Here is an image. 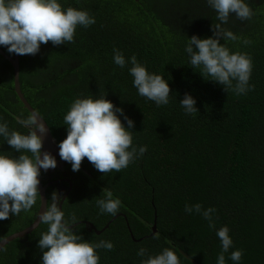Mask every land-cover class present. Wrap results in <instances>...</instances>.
Segmentation results:
<instances>
[{
  "label": "trees",
  "instance_id": "16d2710c",
  "mask_svg": "<svg viewBox=\"0 0 264 264\" xmlns=\"http://www.w3.org/2000/svg\"><path fill=\"white\" fill-rule=\"evenodd\" d=\"M62 2L86 9L96 22L78 26L72 43L49 41L35 55H17L25 97L59 144L67 136L63 118L73 101L107 96L134 120L133 146H147L142 157L119 173L103 174L87 158L79 171L68 163L73 185L62 204L65 219L77 224L73 229L83 239L114 244L112 250L97 249L99 264H141L147 257L137 255L140 248L154 255L166 247L176 250L181 264H216L221 251L216 230L224 226L233 239L227 264H233L228 256L236 249L243 250L240 264H264V0H248L250 20L233 15L224 25L241 37L227 46L246 53L253 64L252 87L241 95L205 80L188 65V37L213 35L216 13L206 0ZM114 49L126 59L135 55L149 72L165 76L172 90L169 104L157 106L138 95L131 65H115ZM14 78L13 65L0 54V117L10 130L26 131L16 117L30 111L18 99ZM189 93L199 109L194 115L180 105ZM0 151L19 155L3 138ZM109 190L122 202L115 216L100 214L96 204ZM46 193L49 206L51 187ZM40 203L39 197L30 212L0 221V241L31 225ZM196 203L216 209L215 229L201 215L185 212L186 204ZM46 230L40 224L10 242L0 253V264H41L38 241Z\"/></svg>",
  "mask_w": 264,
  "mask_h": 264
},
{
  "label": "clouds",
  "instance_id": "9594fccd",
  "mask_svg": "<svg viewBox=\"0 0 264 264\" xmlns=\"http://www.w3.org/2000/svg\"><path fill=\"white\" fill-rule=\"evenodd\" d=\"M206 4L216 13L213 35L188 37L185 46L188 65L194 70L199 69L205 80L224 86L227 92L245 94L252 87L249 84L252 60L246 53L234 52L227 46V42L240 41L241 37L224 25L233 15L241 21L250 20L253 10L248 0H206ZM95 22V17L86 9L65 7L62 0H0V46L10 54L35 55L41 45L49 41L53 45L74 42L78 26L87 28ZM242 43L248 45L250 41L243 39ZM113 62L120 68L131 65L128 71L138 95L157 106L169 104L172 90L165 76L149 72L135 55L126 59L118 49H114ZM180 105L185 114L194 115L199 110L190 93L180 99ZM63 120L67 136L59 142V156L71 164L74 172L80 170L82 161L87 158L103 174L119 173L147 151L146 145L133 146L134 120L107 96L76 98ZM16 122L26 131L10 130L8 123L0 117V138L11 146L12 151L19 153L16 156L9 151H0V221L18 216L22 211L30 212L41 195V170L57 166L53 154L42 152L48 126L39 111L32 110L27 116L21 113ZM50 200L51 204L38 216L39 224L47 225L38 241L43 253L41 264H99L97 249L112 250L113 242L100 240L93 243L83 239L65 219L61 207L62 194L53 191ZM121 203L110 190L96 201L100 214L112 216L117 215ZM185 212L201 215L209 222V227L215 229L214 207L205 209L200 203L186 204ZM75 219L73 215L71 220L74 222ZM216 236L221 243L216 264H227L225 254L233 247L230 229L221 227L216 230ZM137 255L147 257L141 260V264H181L180 256L172 247L154 255L140 248ZM242 256L243 250L236 249L228 259L233 264H240Z\"/></svg>",
  "mask_w": 264,
  "mask_h": 264
},
{
  "label": "water",
  "instance_id": "95a60500",
  "mask_svg": "<svg viewBox=\"0 0 264 264\" xmlns=\"http://www.w3.org/2000/svg\"><path fill=\"white\" fill-rule=\"evenodd\" d=\"M0 54L7 59L8 61L11 62V64L14 67V71H15V78H14V83H15V90L20 98V100L23 102L25 108H27L30 112L32 110H35L34 107L30 104V102L27 100V98L25 97L24 92L21 89V83H20V64H19V58L17 55H10L8 54L1 46H0ZM45 120V119H44ZM46 125L48 126V132L47 134L44 136V144L47 147L48 152H50L51 154L55 155V156H59V144L57 143L56 138L53 136L51 129L48 125V123L45 120ZM41 176V174H40ZM41 178V177H40ZM40 191H41V203H40V208L39 211L37 213L36 218L34 219V221L32 222L31 225H29L28 227L14 232L13 234L3 238L0 241V253L2 251V249L8 245L10 242L18 239V238H24L26 237L28 234L32 233L35 229H37L39 227V214L40 212L48 206L47 203V193H46V185H44L40 179V185H39ZM89 227H91L92 229H95L97 233H101V230H98L95 225H93L92 223L87 222L86 223ZM77 224L72 225V227H75ZM154 231L156 230V227H153Z\"/></svg>",
  "mask_w": 264,
  "mask_h": 264
},
{
  "label": "flooded vegetation",
  "instance_id": "af4514ba",
  "mask_svg": "<svg viewBox=\"0 0 264 264\" xmlns=\"http://www.w3.org/2000/svg\"><path fill=\"white\" fill-rule=\"evenodd\" d=\"M16 94H17V92H16ZM17 96H18V94H17ZM18 99L20 100L19 96H18ZM46 150H47V147L43 143L42 152L46 151ZM55 157L57 159L56 168L49 169L47 171L41 170V176H40L41 178L40 179H41L42 183H43V181H46V183L44 184V185H46V190L49 187H51L52 192L58 191L62 194L61 203L63 204L66 196L71 191L72 185H73L72 181L69 178V176L71 175V169L68 165V162H65L64 160L60 159V156H55ZM48 201L49 200L47 199V202ZM50 203H51V200H50ZM61 207H62V205H61ZM87 222L92 223L90 221H86V223Z\"/></svg>",
  "mask_w": 264,
  "mask_h": 264
}]
</instances>
